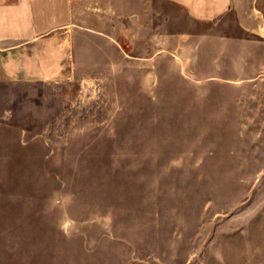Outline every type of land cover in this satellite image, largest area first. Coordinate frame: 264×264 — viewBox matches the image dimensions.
Instances as JSON below:
<instances>
[{
  "label": "rangeland",
  "instance_id": "1",
  "mask_svg": "<svg viewBox=\"0 0 264 264\" xmlns=\"http://www.w3.org/2000/svg\"><path fill=\"white\" fill-rule=\"evenodd\" d=\"M230 34L92 72L68 105L3 91L0 264H264V40Z\"/></svg>",
  "mask_w": 264,
  "mask_h": 264
},
{
  "label": "crops",
  "instance_id": "2",
  "mask_svg": "<svg viewBox=\"0 0 264 264\" xmlns=\"http://www.w3.org/2000/svg\"><path fill=\"white\" fill-rule=\"evenodd\" d=\"M213 25L235 46L246 36L264 40L259 0H0V95L52 85L68 105L62 87L83 85L92 72L177 62L191 41L195 52L212 47Z\"/></svg>",
  "mask_w": 264,
  "mask_h": 264
}]
</instances>
